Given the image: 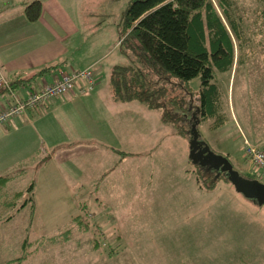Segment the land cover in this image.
I'll list each match as a JSON object with an SVG mask.
<instances>
[{
  "label": "rangeland",
  "instance_id": "rangeland-1",
  "mask_svg": "<svg viewBox=\"0 0 264 264\" xmlns=\"http://www.w3.org/2000/svg\"><path fill=\"white\" fill-rule=\"evenodd\" d=\"M131 1L61 0L63 10L74 16L80 38L78 49L86 50L94 39L106 38L110 47L113 42L116 47L109 63L131 64L118 45V25ZM234 5L248 44L240 49L236 43L233 69L217 75L228 121L217 130L210 129V122L198 129L217 154H231L242 176L264 184V173L244 152L247 144L264 150V0H234ZM107 43H103L104 48ZM189 86L192 95H196L199 79L191 81ZM172 94L184 95L178 87ZM189 117L186 129L190 135L194 115ZM167 126L175 130L174 126ZM175 166L179 169L178 163ZM188 170L192 176L189 189H174L173 197H156L149 194L152 189L145 187L142 179L141 186V182L127 179L129 189L125 190L136 192L133 196H120V202L129 211L116 214L95 210L98 206L91 199L97 196L76 200L64 194L50 196L39 192L35 196L39 207L31 226L30 207L16 212L9 222L2 221L12 216L13 211H6L0 218V264L21 255L27 235L32 242L56 235L70 227L78 215L87 217L89 229L76 225L71 228L68 241L34 245L21 264H264V203L246 198L225 180H220L213 191L195 190L199 188L197 169L190 163ZM145 174L144 171L141 178ZM219 174L222 173H216ZM30 183L28 178L20 179L9 184L7 192L26 191ZM66 198L67 203L62 204L60 201Z\"/></svg>",
  "mask_w": 264,
  "mask_h": 264
},
{
  "label": "crops",
  "instance_id": "crops-1",
  "mask_svg": "<svg viewBox=\"0 0 264 264\" xmlns=\"http://www.w3.org/2000/svg\"><path fill=\"white\" fill-rule=\"evenodd\" d=\"M33 1L0 0V69L11 82L21 81L16 93L26 98L61 74L91 67L97 69V83L86 94L81 92L83 83H78L70 95L0 124V177L26 171L9 184L28 178L36 184L35 196L39 192L76 200L97 196L91 199L98 206L95 210L113 214L129 211L119 199L135 195L136 191L125 190L127 179L141 182L140 186L143 180L156 197H173L174 189H189V142L163 123L158 111L137 101L113 99L110 78L118 65L109 59L116 50L114 42L110 47L108 39L97 38L86 50L78 49L74 16L63 10L61 0H37L43 13L39 21L30 23L24 10ZM46 67L56 68L27 81ZM9 105V95L0 90V111ZM180 165L186 169L182 171ZM60 202L67 203V198Z\"/></svg>",
  "mask_w": 264,
  "mask_h": 264
},
{
  "label": "trees",
  "instance_id": "trees-1",
  "mask_svg": "<svg viewBox=\"0 0 264 264\" xmlns=\"http://www.w3.org/2000/svg\"><path fill=\"white\" fill-rule=\"evenodd\" d=\"M234 7V0H132L118 25L119 49L131 59V64L113 68L110 78L113 99L118 103L137 101L149 110L158 111L161 121L174 126L177 135L188 142L189 115H195L198 128L207 122L211 130L222 128L228 117L217 75L233 69L236 43L240 49L248 44ZM42 13L43 4L37 0L24 10L30 23L39 21ZM55 68L46 67L27 81ZM194 79L200 81L196 95H192L189 86ZM20 82L10 81L14 88ZM176 87L184 95H173ZM225 157L230 160L229 155ZM194 167L198 170H195L196 178L202 190H215L220 180L230 183L223 173L211 174L207 169ZM24 175L26 171L0 177V218L6 211L14 212L2 222L11 221L16 212L30 207L29 226L32 224L37 210L35 182L32 181L26 191L7 192L9 183ZM76 225L84 230L90 228L87 217L78 215L72 219L70 227L56 235L35 242L27 235L21 245V255L5 264H21L34 245L68 241L71 228Z\"/></svg>",
  "mask_w": 264,
  "mask_h": 264
},
{
  "label": "built area",
  "instance_id": "built-area-1",
  "mask_svg": "<svg viewBox=\"0 0 264 264\" xmlns=\"http://www.w3.org/2000/svg\"><path fill=\"white\" fill-rule=\"evenodd\" d=\"M96 68L91 67L72 74H61L52 84H45L40 90L30 93L26 98L20 97L10 81L0 70V90L10 97V105L0 111V124H5L15 117L23 116L29 110H40L57 99H62L74 92L78 83H83V94L93 91L96 87ZM245 156L264 173V150L247 144Z\"/></svg>",
  "mask_w": 264,
  "mask_h": 264
},
{
  "label": "water",
  "instance_id": "water-1",
  "mask_svg": "<svg viewBox=\"0 0 264 264\" xmlns=\"http://www.w3.org/2000/svg\"><path fill=\"white\" fill-rule=\"evenodd\" d=\"M199 121L194 115L190 130L189 159L194 166H199L208 171L223 173L235 190L250 200L259 204L264 203V184L254 179H247L236 171L230 160L216 154L209 144L201 137L198 129Z\"/></svg>",
  "mask_w": 264,
  "mask_h": 264
},
{
  "label": "flooded vegetation",
  "instance_id": "flooded-vegetation-1",
  "mask_svg": "<svg viewBox=\"0 0 264 264\" xmlns=\"http://www.w3.org/2000/svg\"><path fill=\"white\" fill-rule=\"evenodd\" d=\"M208 171V170H207ZM211 174H216L217 172H214V171H210Z\"/></svg>",
  "mask_w": 264,
  "mask_h": 264
}]
</instances>
